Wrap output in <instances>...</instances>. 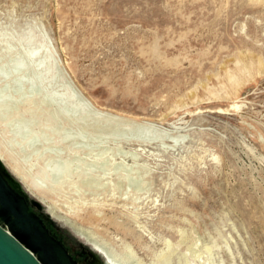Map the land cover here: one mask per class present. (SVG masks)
Here are the masks:
<instances>
[{
  "label": "rangeland",
  "instance_id": "374dc122",
  "mask_svg": "<svg viewBox=\"0 0 264 264\" xmlns=\"http://www.w3.org/2000/svg\"><path fill=\"white\" fill-rule=\"evenodd\" d=\"M0 142L83 264H264V0H0Z\"/></svg>",
  "mask_w": 264,
  "mask_h": 264
},
{
  "label": "water",
  "instance_id": "95a60500",
  "mask_svg": "<svg viewBox=\"0 0 264 264\" xmlns=\"http://www.w3.org/2000/svg\"><path fill=\"white\" fill-rule=\"evenodd\" d=\"M41 208L0 160V264H78Z\"/></svg>",
  "mask_w": 264,
  "mask_h": 264
},
{
  "label": "bare ground",
  "instance_id": "6f19581e",
  "mask_svg": "<svg viewBox=\"0 0 264 264\" xmlns=\"http://www.w3.org/2000/svg\"><path fill=\"white\" fill-rule=\"evenodd\" d=\"M74 90H75V94L85 104L90 105V100L88 99V97H86L83 94V92H81L79 90H76V89H74ZM146 124L149 125V126L150 125L153 126L154 125V122L148 121ZM0 160L6 165V167L14 175V177H16L21 182V184L25 187V189L30 194H32L33 196H37V195L39 196V195H44L45 194L47 188H45V184H43L44 183L43 182L44 180L42 181V179H41L42 182H40L38 180H35V179L34 180H31L28 177L29 174L27 175L26 172H24V171L21 170V168L18 165V162L15 160L14 156L10 153V151L8 150V148L2 142H0ZM79 229L80 230H83L82 232H84V234L87 235L88 237H90V236L94 237L95 236L94 233H92L91 231H87L86 232L85 229L82 228V227H79ZM91 230H93V229H91ZM92 239L94 240V242L97 245L101 246V248L105 252H107V254L109 256L108 259L110 261H112L113 263L119 262V264H145L144 262H142V260L135 258L131 254H127V253H122V252L115 251L109 244L106 243L105 240H104L105 242H102L101 241V243H100L97 239H95V237L92 238ZM109 260L104 259L103 264H111V262H109ZM96 261H97V259H96Z\"/></svg>",
  "mask_w": 264,
  "mask_h": 264
},
{
  "label": "flooded vegetation",
  "instance_id": "af4514ba",
  "mask_svg": "<svg viewBox=\"0 0 264 264\" xmlns=\"http://www.w3.org/2000/svg\"><path fill=\"white\" fill-rule=\"evenodd\" d=\"M47 226H49L52 230V232H54L55 234H57L58 238L62 240V242L64 243V245L68 248V252L73 256V258L77 261L78 264H83L82 263V257H79L82 252H72L71 248L69 247V245L66 244V242L64 241V239L62 237H60V235L55 231L54 227L51 225V223L47 222Z\"/></svg>",
  "mask_w": 264,
  "mask_h": 264
}]
</instances>
